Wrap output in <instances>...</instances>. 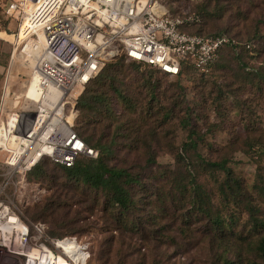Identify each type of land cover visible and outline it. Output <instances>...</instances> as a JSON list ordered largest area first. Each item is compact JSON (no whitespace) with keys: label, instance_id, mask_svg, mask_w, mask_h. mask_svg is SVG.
I'll use <instances>...</instances> for the list:
<instances>
[{"label":"rangeland","instance_id":"1","mask_svg":"<svg viewBox=\"0 0 264 264\" xmlns=\"http://www.w3.org/2000/svg\"><path fill=\"white\" fill-rule=\"evenodd\" d=\"M10 1L0 0V67L5 66L3 71L0 68V121L11 112L27 115L34 110V104L25 98L33 99L34 93L33 85L28 86L29 60L20 52L23 45L19 43L24 37L22 33L17 35L19 22L3 14ZM163 4L172 16L194 21L187 33L225 34L239 42L252 41L255 48L239 55L223 50L206 78L190 69H183L174 78L164 77L126 58L108 63L117 70L112 74L115 84L133 103L127 105L135 114L131 117L128 110L116 104L122 126L116 138L111 130H80L86 132L85 137L93 134L94 143L102 131L105 134L101 151L94 150L96 158L80 159L101 158L107 169L140 176L144 185L131 191L135 205L129 219H136V227L131 228V222L126 225L119 217L110 218L104 188L94 190L68 182L60 167L47 159L41 162L40 179L30 175L34 167L14 174L2 164L8 153L0 152V183L8 182L2 199L14 206L26 224H42L47 240L75 239L87 247L86 263L76 264H213L203 237L205 223L191 204L190 185L184 194L174 179L186 175L185 165L189 167L202 186L204 200L211 199L215 209L224 214V205L216 196L223 176L196 164L193 151L184 152L183 144L190 140L196 143V154L203 159L228 162L244 186L242 198L264 217V0H163ZM246 66L252 71H246ZM148 80H159L154 90ZM96 86L92 88L99 84ZM103 91L108 92L107 84ZM136 117L142 131L128 137V120ZM148 155L155 158L154 165H147ZM179 157L183 164L177 163ZM229 216L233 224L226 231L227 237L249 252L246 215L239 210L234 215L228 211ZM81 245L78 251L82 259ZM248 258L253 261L251 254ZM12 261L0 254V264ZM23 263L16 260L12 264Z\"/></svg>","mask_w":264,"mask_h":264},{"label":"built area","instance_id":"2","mask_svg":"<svg viewBox=\"0 0 264 264\" xmlns=\"http://www.w3.org/2000/svg\"><path fill=\"white\" fill-rule=\"evenodd\" d=\"M3 14L19 22L17 35L24 38L17 43L29 60L28 86L35 98L25 95L34 104L31 114L11 112L0 121L2 137L13 142L0 145L8 153L2 164L14 174L29 172L42 159L71 168L80 156L96 158L74 125L79 98L106 63L123 55L171 78L186 67L206 74L229 41L186 33L192 19L172 16L163 0H11ZM7 185L0 183V254L25 264L22 251L38 237L32 249L57 255L44 226L26 224L2 199Z\"/></svg>","mask_w":264,"mask_h":264},{"label":"trees","instance_id":"3","mask_svg":"<svg viewBox=\"0 0 264 264\" xmlns=\"http://www.w3.org/2000/svg\"><path fill=\"white\" fill-rule=\"evenodd\" d=\"M193 24L194 21L186 25L184 27V31L186 32V29H188ZM188 34L197 35L191 33ZM212 36L226 37L229 41L221 49L218 58L211 66L209 72L206 74L197 73L199 77L206 78L211 75V72L223 50L229 49L236 55H239L241 52H252L255 48V43L252 41L239 42L226 36L225 34ZM121 58L125 59L123 55H120L114 60ZM108 63H106L105 66ZM137 64H141L150 68L152 70L151 73L161 74L164 77H169L168 75L162 74L158 70L148 65L142 63ZM185 69L192 70L190 67H186L184 70ZM246 71H252V69L246 66ZM101 72L88 84L85 91L79 98L76 106L78 113L75 120V131L78 137L85 143L87 147L89 146L93 150L96 149L99 151H101L102 147L101 138H105V134L102 133L103 131L101 132L102 134L100 133L99 139L94 143L92 138L93 134H88L85 137L86 132H83L84 129L89 127L91 129L96 128L98 130H111V132H114V137L116 138V132L122 129V126L120 125V115L116 111V104L118 106H122L123 109L128 110V113L131 117H133V114H135V111L130 109L129 105H127V103L131 101H129L125 96L124 91L120 90V88L115 84L117 81L115 79V75L112 76V74L117 72V70L115 71L113 66L108 64L106 70H104V73ZM103 80H107L106 82H109L105 83ZM154 82L149 81V83H151L149 85L152 87V90L156 88V82H159V80H154ZM97 83L99 84V87L92 88V86H96ZM106 84L108 85V92L103 91V88ZM129 121L131 123L128 125L130 129L127 128L128 137H130L129 134H140L142 128L139 118L136 117L133 120H128V122ZM123 125H125V123ZM80 130H83V134L80 132ZM113 143L114 141H112V144ZM104 149L105 148H103L102 151ZM183 150L186 153L193 151L194 157L196 159L195 163H199V165L204 170L209 172H217L223 176L217 185L216 196L218 202L224 205V214H221L219 209H215L216 207L212 203L211 199L204 200L202 186L196 182L195 174L191 172L189 167L186 168L185 165L186 175L180 176V179H174L177 188L184 194H187L188 192L187 184L190 185L189 197L191 199V204L198 210L202 216V221L205 223L206 234L203 237L208 249L210 261H213V264H264V217L262 214H260V210L254 207L250 201L244 200V198H242L244 186L242 185L240 179L234 176L232 170L228 167V162L226 160L208 161L203 159L201 155L196 154V143H194L192 140L183 144ZM80 157L76 159L74 165L71 168H66L53 162L52 163L60 167L61 173L63 176H65L68 182H75L77 184L79 183L94 190L104 188L103 190L105 191L107 203L106 208L110 218L119 217L120 219L126 221V225L131 222V228L136 227L137 223L134 222L136 219H129L131 209L133 208V205H135L131 191L135 187H141L144 185L140 176H133L125 170L107 169L101 158L97 160H87L80 159ZM42 160L30 171V175L36 179H40V177L43 175L41 165ZM146 163L147 165H154L156 163L155 158H153L151 155H148V160ZM177 163L183 164V158L179 157ZM193 171H195L194 166ZM239 210L246 215V224L248 228L247 234L249 235V241H247L246 247L249 249V252L245 247H242V245H240L235 240H230L227 237L228 234L226 233L227 230H231L230 227L233 224V218L231 216L228 217V211L234 215V212L238 213ZM153 233L155 232H152V234ZM149 238L152 240L151 235ZM141 240L145 241L144 237H142ZM249 254L252 255L253 261L248 258ZM255 260H259L260 263H256Z\"/></svg>","mask_w":264,"mask_h":264},{"label":"bare ground","instance_id":"4","mask_svg":"<svg viewBox=\"0 0 264 264\" xmlns=\"http://www.w3.org/2000/svg\"><path fill=\"white\" fill-rule=\"evenodd\" d=\"M2 135V130L0 129V145L6 146L8 143V145L12 146V138L8 140L6 137L3 138ZM37 240L38 237L34 240L32 239V245L29 244V246H25L23 249L21 255L27 257L25 264H76L78 261L84 263L86 261V254L83 252L84 255L82 259L79 254L78 245L80 244L72 239H64L54 242L53 248L59 252L55 256H53L52 253L48 251H46L42 256L40 253H37L36 250L32 249V247L37 244L35 243Z\"/></svg>","mask_w":264,"mask_h":264},{"label":"crops","instance_id":"5","mask_svg":"<svg viewBox=\"0 0 264 264\" xmlns=\"http://www.w3.org/2000/svg\"><path fill=\"white\" fill-rule=\"evenodd\" d=\"M3 67H5L4 65H2V67H0L1 69H2V71L4 70V68ZM2 71L0 72V75L2 74Z\"/></svg>","mask_w":264,"mask_h":264}]
</instances>
